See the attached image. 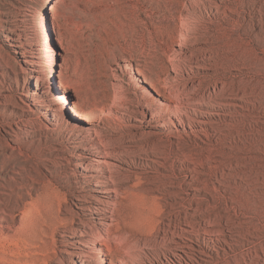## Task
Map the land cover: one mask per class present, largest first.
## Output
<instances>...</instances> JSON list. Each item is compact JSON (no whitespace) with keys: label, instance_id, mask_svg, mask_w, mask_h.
Segmentation results:
<instances>
[{"label":"rangeland","instance_id":"rangeland-1","mask_svg":"<svg viewBox=\"0 0 264 264\" xmlns=\"http://www.w3.org/2000/svg\"><path fill=\"white\" fill-rule=\"evenodd\" d=\"M52 4L53 12L46 0H0V264H150L143 255L152 244L135 242L150 235H137L141 201L155 198L164 211L155 217L159 225L152 233L182 211L168 212L160 193L150 191L152 178L166 173L162 157L146 153L155 140L181 143L176 155L185 152L192 159L204 150L228 148L236 162L217 155L206 168L218 177L226 163L236 169L242 179L236 182L244 184L234 191L247 196L249 211L236 218L235 233L226 237L242 246L233 253L222 244L224 258L234 264L251 257L253 264H264V73L256 70L264 68V47L257 48L252 71L250 145L229 143L224 136L235 130L245 135L250 114L245 99L209 97L220 70V56L209 47L261 37L264 0ZM242 72L234 68L224 76ZM176 102L188 105L177 110ZM76 105L87 122L71 116ZM216 182L194 183L187 192L204 198L194 189L219 188ZM200 219L191 222L201 225L200 238L212 240L205 233L217 229ZM172 242L203 252L190 264H207L210 257L218 262L216 248Z\"/></svg>","mask_w":264,"mask_h":264},{"label":"bare ground","instance_id":"bare-ground-1","mask_svg":"<svg viewBox=\"0 0 264 264\" xmlns=\"http://www.w3.org/2000/svg\"><path fill=\"white\" fill-rule=\"evenodd\" d=\"M53 1L54 0H46V3L49 5L47 9H49L51 12L55 11V7L52 4ZM250 22L252 23V21ZM261 33V37H257L256 39L251 38L250 41L233 38L230 43H228V40H224L225 42H221L213 47H209L210 51H212L211 54L214 52L220 56L219 59L216 57L218 59L216 64L217 66H220V70L219 73L215 76L213 83L215 87L213 89V92L209 94L210 99L214 101L227 96L233 97L235 99L244 98L245 103L249 107L248 111L250 114L247 116L248 124L246 130L244 131L245 135H241L239 133V130L233 131L230 136L228 135V137L227 135H224L226 137V141L229 143L230 141H234L235 143L245 141L247 145H250V142H252L253 140L250 121V119L252 118V113L250 112V109L253 106L255 92V83L253 84V82L256 78V74H253L252 71L255 62L259 60L257 56V48L264 47V32ZM260 57L261 62L264 61V54ZM234 68L244 69L245 72H242L235 77L224 76L225 72L232 71L234 70ZM256 70H261L264 73V68H256ZM144 81L148 83L146 79H144ZM153 90L157 95L161 96L158 89L154 88ZM55 95L58 102L64 104L66 103V97H64V95ZM173 97L174 100H177L178 98L180 99V96L178 95H175ZM176 103H178V106H176L177 110H179V108L181 107H184L185 105H188L179 104L180 102ZM69 112L76 122H87V114L81 112L78 109L77 105L72 106ZM100 116H107V114L105 112H100ZM112 119L114 120V118ZM176 145L183 146L181 143H177L174 145L170 144L169 141L163 143L161 141L155 140L148 146L151 149L150 152L147 151L146 153L147 155L150 154L155 158H157L158 156L162 157V165L164 166V170L166 172L165 174L161 175H159L158 173L159 176L156 175V178H152L153 182H151V184L149 185L155 187L156 189L154 188L153 190V188H151L152 190L150 191L160 193V199L163 202V207L168 210V212L176 210L182 211L169 215V223L168 225H164L162 227L161 232H157L155 230V232L152 233V230L154 231L158 222L156 221L155 217H162L164 211L162 210L161 204L157 201V199L151 198V200H149L144 198L141 201V205L139 206V209L143 211V214L140 213L137 216L138 219L135 218V222L137 223L138 230L140 232L137 233V235L141 234L142 236L143 233L147 232L150 235L148 234L149 236L147 235L148 237H146V235L144 234L145 237L140 239L136 238L137 241L135 242H137L138 246L141 244H152L153 249L151 250V252H147L144 255L142 254L143 257L149 260L150 264H161L163 259H165L168 264H190V261L193 259V255L203 254V252L196 250L191 246H181L178 243L176 244L175 242H172L173 238H178L183 243L184 240L193 244L196 243L198 247H201V245L203 244V246H205L207 249L216 248V252L218 254V262L215 263L213 261V258L210 257V261H206L207 264H233L230 258H224V255H226V248H229L231 252L235 253L236 251H238L237 248L241 247L242 244L237 241L236 244L232 245L226 240V237L228 236V234L235 233L236 218L245 216L249 211L247 196H241L234 191L235 189L237 190V184L240 185L244 183L236 182L242 179L238 177V172L236 171V169L231 168L228 163H226L224 167V169L226 170L225 173L221 174L220 177H218L216 173L214 174L213 172H210L209 169L206 168V165L210 163V161H212V158L216 157L217 155L221 156V161L229 163L236 162V158L228 155L226 153L228 148L226 146L224 147V145H221L219 146L220 148L218 147L202 151L196 158H193L195 159L194 168H190L188 164H192V156L185 152L176 155V149L174 148ZM184 149L185 148L183 147L178 148L180 152H183ZM199 170H201L202 172ZM231 172H233L234 174ZM200 176H202V180H199V178H201ZM211 181H217L216 183H218L220 187L216 189L211 188L208 191L203 189H194L195 193H203V195H205L204 198L196 197L195 194L193 196L188 194L187 189L194 183H201L205 186H208ZM147 189L150 188L148 187ZM176 189H179V192H171V190ZM145 191L147 192V190ZM195 217H201L199 221L202 222L205 226L215 227L217 230L221 229V231H218L220 235H216L217 230H212L205 233V235L207 236H213V238H211L212 240H210L209 238H200L202 233L199 232L201 230V225L191 222V220L195 219ZM182 226L189 227L190 231L185 230L184 228H182ZM156 229L158 228L156 227ZM184 234L192 235L196 237V240L194 241L189 238L187 239L182 236ZM134 235L136 237L135 233ZM135 242H132V244ZM222 244L225 245L226 248H224ZM134 245L136 244H133L132 246L134 247ZM132 246L130 247L133 248ZM181 249H187V251H182ZM109 251L110 250H108V252ZM174 252L176 253L174 254ZM179 253H181V255H185L186 258L184 259ZM221 253H223V255ZM170 254H172V257L168 256ZM98 255L101 261H104L105 254L104 252H102V250L98 252ZM234 264H253V259L251 257H243L240 260H235Z\"/></svg>","mask_w":264,"mask_h":264}]
</instances>
